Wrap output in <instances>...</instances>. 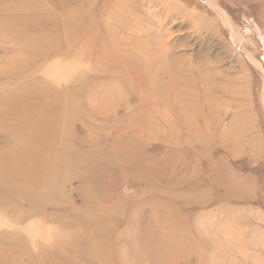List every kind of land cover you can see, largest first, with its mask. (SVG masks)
Returning <instances> with one entry per match:
<instances>
[{"label":"rangeland","instance_id":"rangeland-1","mask_svg":"<svg viewBox=\"0 0 264 264\" xmlns=\"http://www.w3.org/2000/svg\"><path fill=\"white\" fill-rule=\"evenodd\" d=\"M0 5V264H264V0Z\"/></svg>","mask_w":264,"mask_h":264},{"label":"bare ground","instance_id":"bare-ground-1","mask_svg":"<svg viewBox=\"0 0 264 264\" xmlns=\"http://www.w3.org/2000/svg\"><path fill=\"white\" fill-rule=\"evenodd\" d=\"M27 4V3H26ZM40 4V3H39ZM1 6L2 5H0V15L3 17L1 20H0V31H1V33L3 34V35H5V36H7V37H15V36H18L19 35V33L18 32H16L14 29H15V27L16 26H18V25H23L25 22H26V20L24 19V18H20V16H19V18H14V15H16V11H20V10H24L23 8H11V9H8V8H5V9H2L1 8ZM26 7V6H25ZM41 7V6H40ZM32 9V8H31ZM22 15H24V14H22ZM76 18V17H75ZM69 33H70V35L71 34H73L74 33V31L71 29V28H69ZM53 34V33H52ZM54 34H56V33H54ZM89 34V33H88ZM52 36V35H51ZM72 39H74V35H73V37H72ZM70 46H71V44H70ZM70 46H68V52H69V50L71 49V47ZM43 49H45V48H43ZM56 49V48H55ZM55 49H50V50H48V49H46V50H43V51H40L41 53H44V54H42L43 56H46L47 57V55L49 56V54H53V53H59V50L61 49V48H59V49H57V50H55ZM108 50V49H107ZM39 52V51H38ZM39 52V53H40ZM61 52V51H60ZM110 53V52H109ZM66 55V54H65ZM102 59H103V57H102ZM105 61V60H104ZM109 64H110V62H109ZM114 65V64H113ZM104 66H106V64L104 65ZM100 68V67H99ZM101 69V68H100ZM109 71V70H108Z\"/></svg>","mask_w":264,"mask_h":264}]
</instances>
